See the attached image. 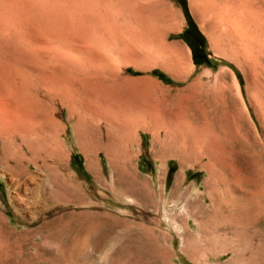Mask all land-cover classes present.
I'll return each instance as SVG.
<instances>
[{
    "label": "rangeland",
    "instance_id": "374dc122",
    "mask_svg": "<svg viewBox=\"0 0 264 264\" xmlns=\"http://www.w3.org/2000/svg\"><path fill=\"white\" fill-rule=\"evenodd\" d=\"M50 263L264 264V0H0V264Z\"/></svg>",
    "mask_w": 264,
    "mask_h": 264
},
{
    "label": "bare ground",
    "instance_id": "6f19581e",
    "mask_svg": "<svg viewBox=\"0 0 264 264\" xmlns=\"http://www.w3.org/2000/svg\"><path fill=\"white\" fill-rule=\"evenodd\" d=\"M145 124L143 123L142 124V120L141 121H134V122H132L131 124H130V126H128V127H126V128H128V129H130L131 128V131L132 130H138V129H141V128H145V126H144ZM127 142V141H126ZM127 144V143H126ZM27 148V147H26ZM6 164H8V163H6ZM5 164V165H6ZM44 165V164H43ZM9 166V165H8ZM7 168H9V167H7ZM43 169V168H42ZM56 174V173H55ZM70 184V183H69ZM52 185V184H51ZM61 186V185H60ZM63 186V185H62ZM50 187V186H49ZM72 187V186H71ZM52 188V187H51ZM74 188V187H73ZM61 190V189H60ZM57 191V190H56ZM76 192V191H75ZM54 194V193H53ZM73 197V196H72ZM75 197V196H74ZM78 199V198H77ZM56 202H58V200L56 201ZM45 208V207H44ZM56 210V209H55ZM51 215V214H50ZM66 216V215H65ZM71 219V218H70ZM39 220V219H38ZM5 221V220H4ZM69 221V220H68ZM48 222V221H47ZM209 225V224H208ZM43 227V226H42ZM81 227V226H80ZM38 228V227H37ZM208 228H209V226H208ZM50 229V228H49ZM67 229V228H66ZM210 229V228H209ZM219 229V228H218ZM37 230V229H36ZM54 230V229H53ZM51 231V230H50ZM62 231V230H61ZM224 232V231H223ZM12 233H13V231H12ZM215 234V233H214ZM38 235V234H37ZM207 235V234H206ZM41 236V235H40ZM63 236V235H62ZM30 238V237H29ZM206 238V237H205ZM21 239V238H20ZM207 241H208V239H207ZM214 241V240H213ZM210 242V241H209ZM3 243V242H2ZM60 243V242H59ZM14 244V243H13ZM62 244V243H61ZM97 244V243H96ZM231 244V243H230ZM23 245V244H22ZM62 246V245H61ZM95 246V245H94ZM71 247V246H70ZM83 247V246H82ZM97 247V246H96ZM188 247V246H187ZM15 248V247H14ZM65 248V247H64ZM233 248H235V247H233ZM13 249V248H12ZM69 250V249H68ZM88 250V249H87ZM188 251V250H187ZM70 255V254H69ZM74 255H75V253H74ZM65 257H67V256H65ZM91 258V257H90ZM90 258H88V259H90ZM78 259V258H77ZM19 260V259H18ZM38 260V259H37ZM69 260V259H68ZM81 260V259H80ZM67 263V262H66ZM65 263V264H66ZM51 264V263H50ZM54 264V263H53ZM75 264V263H74ZM78 264V263H77ZM81 264V263H80Z\"/></svg>",
    "mask_w": 264,
    "mask_h": 264
}]
</instances>
